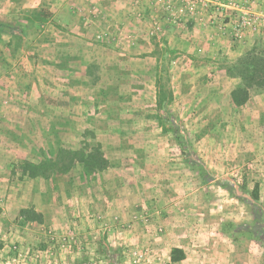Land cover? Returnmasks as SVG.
<instances>
[{
	"label": "rangeland",
	"instance_id": "374dc122",
	"mask_svg": "<svg viewBox=\"0 0 264 264\" xmlns=\"http://www.w3.org/2000/svg\"><path fill=\"white\" fill-rule=\"evenodd\" d=\"M2 2L0 110L17 111L0 118V264H174L176 244L186 252L176 264H264V90L236 106L240 79L228 74L246 52L264 53V0H149L119 31L100 17L92 78L77 79L79 99L61 109L58 5L48 15V0L25 12V0ZM22 58L54 83L48 95L21 92ZM10 69L19 81L1 78ZM211 69L223 74L210 71L216 85L201 75ZM37 98L50 106L36 109L40 119ZM28 164L44 173L30 177ZM117 184L128 193L111 204L105 187Z\"/></svg>",
	"mask_w": 264,
	"mask_h": 264
},
{
	"label": "crops",
	"instance_id": "0c3cea01",
	"mask_svg": "<svg viewBox=\"0 0 264 264\" xmlns=\"http://www.w3.org/2000/svg\"><path fill=\"white\" fill-rule=\"evenodd\" d=\"M33 1L34 0H25L26 4H24V5L22 4L16 8H22V9L18 10L20 12L23 9H24L23 10L24 12H25V10L27 11L28 9L34 10V8L32 6ZM44 1H46V0H44ZM48 1H49L48 2L49 8H45V12L49 15L50 13H52L51 5L53 7L58 5L59 18L61 19V21L59 23L61 24L62 27H64L67 30L65 32L66 36L64 34V38H66L64 40V42H67V44L64 45L63 51L61 52L62 57L64 58V61H66L65 62L66 66H63L64 69L59 68V70L61 71L59 74L60 83L57 85L58 86L57 90L55 89L57 92H59V96L61 97L60 102L63 103L62 105L59 104V108L61 109V107L64 108L66 106V103L68 101L72 102V101H77V99H79V98H75V100H71V97H70L71 92H73V91L76 92L78 90V88L73 87L74 82H76L77 79L87 80V79L92 78L91 77L92 76V74H91L92 68H91L90 63L92 61H95L97 58V55L94 53L96 51V46H95V42H94L95 39H93V38H94V36H96V32H98V30H99L100 17H103L105 22H107V23L109 22L108 25L112 29L117 28L119 31L122 28V26L123 27L127 26V28H128V26L130 27V24H128V23L130 22L131 18H130V16L127 17V11H130V10L132 11V8H145L144 6L147 4V2H149V0H143V2L141 0H48ZM0 2L3 3L2 0H0ZM18 11H16L17 14H18ZM107 17H108V20H106ZM113 21H115V22L121 21L122 23H117L116 25H112L110 22H113ZM108 25H107V28H108ZM119 27H121V28H119ZM0 29H2V28L0 27ZM0 32H3V31L1 30ZM71 32L73 34H71ZM122 33H123V30H122ZM111 34L113 36V33H111ZM114 35H116V34H114ZM220 36L221 35H218V34L216 36V38L218 40V44H219V41L221 40ZM68 37H73V39H68ZM112 40H113V38H112ZM56 46L58 47V45H56ZM57 47L49 48V49H55ZM220 47L221 46H219V48ZM219 51L215 55H218ZM44 59H46V58H44ZM72 61H78V62L80 61L81 62L80 66H79V64H77V66L76 65L74 66L73 63H71ZM68 62H70V63H68ZM43 63H46V60ZM83 63H87V65L85 67H83L84 68L83 72H81L79 74ZM11 65H14L13 62H11ZM17 66H18L17 71H19V73H22L20 70H23L21 80L24 81L25 84L22 85L20 88H22L21 92H23L25 89V91H26L25 95L29 96L30 94H32V97H33L35 90H38L39 88L42 89V94L48 95V93H50V91H51V88L55 87L54 83L51 82L50 78H48V77L45 78L43 76V74L41 75L40 72H39V74L38 73L34 74L33 70H31V67H30V66H32V62L28 58H22V60H19V62L17 63ZM12 67H14V66H12ZM26 67H28V69H26ZM11 69H13V68H11ZM11 69L9 70L11 72H9L8 70H5L4 72H2L5 74L1 78L4 79V78H6V76L15 75V78H16L15 80L19 81L20 75L15 74L17 71L11 70ZM210 71H213V70L212 69L207 70V71L201 73V75L204 78H206L205 84L216 85V83L214 84L211 82L210 76H212V72H210ZM144 73L146 75V72H144ZM216 73H217V71H213V76H218V79H221V77H223V74L221 72L218 71V74H216ZM0 76H1V73H0ZM207 77L210 79L209 81H208ZM2 82H3V80H2ZM203 82H205V81H203ZM218 84H219V82H218ZM10 87H11V89L9 91H12L17 87V85L16 86H10ZM43 89H45L46 92L43 91ZM2 90H5V89H2ZM159 92L160 91H158V93H157V97H158ZM11 94H12V92H11ZM45 95L42 96L44 101H46L45 99L48 97ZM0 96H1V94H0ZM37 100H38V103H34L33 101L31 103L30 108L33 111L36 112V109H38V111H40V109L44 110L45 108L47 110L49 109L48 107H50V106L46 105L47 103L43 102L41 100V98H37ZM132 102L136 103L138 105L139 109L147 108L148 101L146 100L145 94H143V98H141V100H139L137 102H135V101H132ZM157 104H158V101H157ZM119 105H122V104L119 103ZM165 106L166 105H164V107ZM9 110H10V112L7 111L8 112L7 114H3V110H0V118H2L3 115L5 117L7 115L13 116V113H15L17 111V109L15 107H11V108H9ZM159 112L163 113V111H159ZM28 114L30 115V119H26V120L34 123L35 119L32 118V117H34L33 112L28 113ZM37 114L39 115L38 119H40V114L39 113H37ZM63 117H65V116H63ZM113 121L114 120H110V122H113ZM2 122L4 123V121H2ZM58 122H59V124H61V123L65 124L67 121H65L64 118H62V120L59 118ZM3 180L4 179L1 178L0 182H3ZM111 181L112 180L110 179V182ZM0 185H3V184L0 183ZM120 186H121L120 184H117L116 190H112L111 192L108 190L107 187H105V189L107 190V194L104 197H106L110 202L112 201V198L118 199V200L120 198H122L125 200V195L128 192L126 191V193H125V189H126L125 186L124 187L121 186L122 188ZM177 187H180V184H177ZM123 189H124V191H123ZM76 200L79 201V204L81 205V207L84 205L82 197L77 196ZM111 204H112V202H111ZM108 208H110V207H108ZM175 247H180L183 249L184 246L179 245V244H176L174 246L172 245V248L170 250V254H171L172 249Z\"/></svg>",
	"mask_w": 264,
	"mask_h": 264
},
{
	"label": "trees",
	"instance_id": "16d2710c",
	"mask_svg": "<svg viewBox=\"0 0 264 264\" xmlns=\"http://www.w3.org/2000/svg\"><path fill=\"white\" fill-rule=\"evenodd\" d=\"M228 74L231 77L239 78L240 84L232 91V101L236 106H241L246 103V101L249 98V91L251 89H261L264 90V53H258L255 50H250L246 52L242 57H240L234 64H232L231 67H229ZM158 109L159 111L168 112L167 108L164 107V99L165 95L162 92H159L158 94ZM173 96L171 94L170 99H172ZM160 124L165 127L163 122L160 118ZM167 130V128H165ZM81 162L85 163V169L87 174H92L91 170V163L86 158H80ZM189 163L194 162L191 158L188 159ZM105 166V164L99 163L97 165V168H101ZM29 167L30 177H35L38 175V172L44 173L41 171V166L34 165V164H28L25 165L24 168ZM198 171L200 175L206 174V170L202 167L198 168ZM44 175V174H43ZM252 196L255 200H259V185L256 184L254 191L252 192ZM1 213V209H0ZM37 218V217H35ZM256 239L260 242H264V238L261 236H256ZM186 259V253L185 251L180 247H175L172 249L170 254V261L171 263H180Z\"/></svg>",
	"mask_w": 264,
	"mask_h": 264
}]
</instances>
